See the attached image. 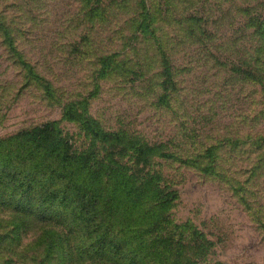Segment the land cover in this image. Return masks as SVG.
I'll return each mask as SVG.
<instances>
[{"label": "rangeland", "instance_id": "obj_1", "mask_svg": "<svg viewBox=\"0 0 264 264\" xmlns=\"http://www.w3.org/2000/svg\"><path fill=\"white\" fill-rule=\"evenodd\" d=\"M68 107L117 139L93 146ZM51 121L104 171L177 191L181 264H264V0H0L1 148ZM14 207L0 264H41L40 228L66 225ZM59 249L46 259L68 264Z\"/></svg>", "mask_w": 264, "mask_h": 264}, {"label": "trees", "instance_id": "obj_2", "mask_svg": "<svg viewBox=\"0 0 264 264\" xmlns=\"http://www.w3.org/2000/svg\"><path fill=\"white\" fill-rule=\"evenodd\" d=\"M64 116L80 122L93 146L98 139L104 143L119 135L102 129L88 113L78 117L73 107ZM12 139L18 150L11 145L2 149L0 142L4 152L0 206L13 202L22 209L24 222L27 218L47 221L55 215L66 225L63 231L58 230L60 224L40 228L47 252L41 264H51L46 256L57 245L68 264H181L175 246L182 239L175 231L186 224H172L169 219L171 204L178 198L176 190L155 183L153 174H123L113 163L104 171L99 147L77 150L73 135L57 121L22 129ZM27 144L41 150L29 151L25 157L21 148ZM65 166L74 171H65ZM7 239L0 236L1 247Z\"/></svg>", "mask_w": 264, "mask_h": 264}]
</instances>
